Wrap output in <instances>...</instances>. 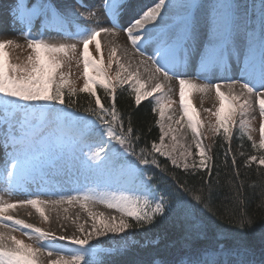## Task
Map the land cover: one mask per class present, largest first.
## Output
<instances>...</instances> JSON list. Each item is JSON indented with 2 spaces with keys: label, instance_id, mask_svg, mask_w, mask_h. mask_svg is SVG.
Instances as JSON below:
<instances>
[{
  "label": "snow or ice",
  "instance_id": "snow-or-ice-1",
  "mask_svg": "<svg viewBox=\"0 0 264 264\" xmlns=\"http://www.w3.org/2000/svg\"><path fill=\"white\" fill-rule=\"evenodd\" d=\"M77 3L89 7L84 0ZM101 7L112 27L99 26V19L93 26L82 25L78 21L96 16L95 10L79 12L54 0H15L11 9L13 20L21 26L18 34L30 51L23 63L13 62L10 48L21 45L14 39H0V142L6 152L0 181L5 192L22 193L26 198L0 197V264H105L106 256L122 255L131 244L139 243L130 237V230L147 229L166 216L185 221L189 251L174 260L156 253L142 264H264V248L257 261L254 249L243 239L229 243L224 232L209 235L213 221L202 222L193 204L207 209L220 199L223 213L243 233L254 224L249 206L255 201L245 196L242 182L228 193L219 181L215 186L202 181L200 188L189 187L158 159L165 158L186 174L211 173L214 157L211 146L202 143L203 121L192 96L214 90L219 103L212 112L216 119L211 131L228 144L223 164L228 166L235 129L241 138L247 137L255 153H239L245 157L244 167L254 162L258 169L264 166V0H156L123 28L141 57L143 47L153 46V54L139 61L140 65L151 62L154 71L149 80L155 81L151 85L142 78L139 66L133 69L122 62L114 42H110L105 66L100 36L118 34L125 0H102ZM49 31L65 42L46 38ZM93 43L100 59L90 52ZM78 45L83 46L78 62L83 64L84 81L79 88L70 73L63 71ZM193 60L204 83L186 79L179 71ZM233 61L242 63L238 79L229 76L210 82L214 70L227 73ZM113 64L114 76L109 74ZM174 77L179 84V119L167 115L172 101L164 81ZM125 88L137 107L146 100L153 102L159 136L150 142V149L147 142L140 146L141 134L133 127L131 115L117 107V89ZM80 94L88 98L83 113L74 109ZM257 105L258 141L251 134ZM185 123L193 144L178 139L179 129L174 125L183 128ZM236 164V155L231 154V165ZM147 166L159 169V179L149 174ZM69 167L85 179L78 187L65 189L56 177ZM239 176L237 168L235 178ZM31 184L34 190H29ZM260 196L256 207L264 210V191ZM65 203L79 204L87 214L83 222L79 213L72 219L75 231L70 235L64 225L58 235L11 214L30 206L44 222H50L46 209L51 206L55 211ZM97 204L112 210L111 214L96 209ZM18 230L34 243L13 235ZM261 239L264 243V235ZM196 240L207 242L196 246L192 243ZM159 243L156 237L146 239L142 246Z\"/></svg>",
  "mask_w": 264,
  "mask_h": 264
},
{
  "label": "trees",
  "instance_id": "trees-1",
  "mask_svg": "<svg viewBox=\"0 0 264 264\" xmlns=\"http://www.w3.org/2000/svg\"><path fill=\"white\" fill-rule=\"evenodd\" d=\"M248 1L249 3L253 2V0ZM238 2L244 3L243 0H238ZM255 2L258 3L259 0H255ZM100 94L102 95L103 93L101 92ZM116 96L117 107L122 113L131 115L133 127L141 134L140 146H145L147 142V146L150 149V142L154 139L158 140L159 136V129L155 125L157 117L151 111L153 102L146 100L137 107L127 88L123 90L117 89ZM76 99L78 103L74 105V109L83 113V108L87 106L88 98L86 94H80ZM238 133L234 132L231 141V154H235L237 159L235 167L231 165V154L229 155L228 166L225 167L223 164L224 152L228 144L222 140L221 136L214 134L210 152L214 157V163L210 174L205 170H201L195 174L191 172L186 174L182 169L174 168L170 161H167L165 158L158 157V159L162 166L167 164L168 170L174 172L181 181H187L189 187L200 188L202 181H211L213 186H215L217 181H219L222 191L228 193L235 191L237 184L241 182L244 184L242 191L245 193V196L253 199L255 202L249 206V210L254 214V224L251 228H245L243 233H241L240 229L234 223L230 222L229 216L223 213L220 199H215L210 205V208L207 209L201 205H196L194 201L193 204L202 222L207 224L209 220L213 221V224L209 228V235L214 232H224L229 238V243L236 239H243L254 249L255 259L259 261L261 259V250L264 248V243H262L261 239L262 235H264V210L257 209L256 203L259 202L261 198L260 194L264 191L261 187L264 184V166L258 169L254 162L251 166L244 167L243 160L245 157H241L239 153L244 152L247 155L255 153L247 137L244 136L241 138ZM221 144L224 147H221ZM237 168L240 172L238 179L235 178ZM146 170L149 174L159 179L160 172L155 166H147ZM129 235L139 243L131 244L129 249L122 255L114 254L106 256L105 264H142V262H146L156 253H159L165 259L174 260L189 251L186 247L188 242L185 240L186 223L183 219L176 216H166L163 219L157 218L156 222L149 228L130 230ZM156 237H160L158 246H142L146 239L152 240ZM206 242V240H196L192 243L199 246Z\"/></svg>",
  "mask_w": 264,
  "mask_h": 264
},
{
  "label": "rangeland",
  "instance_id": "rangeland-1",
  "mask_svg": "<svg viewBox=\"0 0 264 264\" xmlns=\"http://www.w3.org/2000/svg\"><path fill=\"white\" fill-rule=\"evenodd\" d=\"M15 0H0V39H14L16 40L21 47L20 48H10V54L13 62H20L23 63L27 57L28 52L30 49L26 46V40L23 36L19 35L18 32L21 28V26L16 23L13 20V16L11 13V9L13 8ZM55 3L61 5V6H71L72 8L76 9L79 12H90L95 10L97 15L94 17H91L87 20H80L78 23L82 25L87 26H93L97 19H99V26L102 27H112V24L108 21V17L105 15L102 5V0H84V3L87 4L88 8L80 7V5L77 3V0H54ZM156 2V0H125V7L123 9V13L121 16V27L120 30H118V34L115 36L108 35V34H101L100 40H101V47H102V53H103V60L104 64L107 67L109 53H110V42H114L115 45L118 46V52L117 54L121 57L122 62L125 64H130L133 69H136L137 67L132 65L129 60H127V57L124 55L126 52H123L124 46L121 41H119L117 38L121 34L123 38H126L125 32L123 31V28L128 25V23L135 17L138 16L143 10H146L147 7L153 6V4ZM244 3H247L244 1ZM120 33V34H119ZM120 35V36H121ZM46 38H51L52 42L59 43V42H65L63 40V37L57 35L55 31H49L46 33ZM117 39L114 40V39ZM126 42H129L125 39ZM66 42H72V41H66ZM130 45V44H129ZM82 45H78L77 52L75 54V57L71 61H66L63 67V71L66 73H70V78L72 81H74L75 86L77 88L81 87L83 85V64L80 61L79 53L82 50ZM90 47V52L92 55L96 56L97 59H100V54L96 52L95 44L93 43ZM141 51L144 52V56H150L153 54V46L152 45H146L141 49ZM138 53V52H137ZM129 59V58H128ZM149 64L151 65V62L149 61ZM138 66V65H137ZM242 67V63H237L235 61L231 62L229 70L227 73L221 71L220 69L214 70L213 78L211 79V83L219 82L218 78H226L231 77L233 79H238L240 77V69ZM199 65L198 63L193 60L189 62L186 67H182L179 69L180 72H185L184 78L195 80L197 83H204L203 77H198ZM139 71L141 73L142 78L147 82L148 85H151L155 83L154 80H149L150 75L147 73H143V70L139 66ZM116 72V65L113 64L112 68L109 69V74L112 76L115 75ZM172 75V73H170ZM163 80V77L160 78ZM165 88H170V91H167V96L171 97L172 106L167 111V115L174 116L175 119H179L181 116V107L179 103V84L178 80L175 79V77L170 81H164ZM237 91H239V86L237 85ZM193 103L195 107L198 110L199 119L203 121V126L201 127V132L203 134L202 136V143L204 145H210L212 143V137L213 132L211 131V125H214L215 123V116L212 115V112L215 111V108L218 106V100L215 94V91H209L207 93H199L196 92L192 96ZM208 109H211V111H206ZM253 115L256 117L254 120H252V136L258 141L259 140V125H260V116L258 111V105L256 106V111L253 113ZM174 127L179 129V132L177 133L178 139L181 141V143L188 145L193 144L192 141V135L190 130L187 128V124H184L183 128H180L179 125H174ZM234 132H238L234 129ZM240 135V133H238ZM165 143H168L166 140ZM179 147V146H177ZM10 151V149H9ZM193 152H195V148L193 146ZM211 152V151H210ZM6 159V152L4 149V145L2 142H0V167L3 166V163ZM84 174H77L75 169H72L69 167L68 170L61 172L57 177L56 180L59 181V183L65 188L70 189L74 187H78L80 184L84 182ZM3 182L0 181V197H3L5 200L9 201H16L19 199L26 198L22 193H13L9 194L8 192H5L4 190ZM35 184H31L29 187V190H34ZM43 199H54L55 197H48L44 196ZM64 208H67V213L64 212ZM95 208L99 211L105 212L106 214H111L112 210L106 208L102 204L95 205ZM29 213H31L29 215ZM77 213H79L80 216V222H83L85 219H87L86 212L80 207L79 204L74 205H68L65 203L62 206H57V209L55 211L52 210L51 206L46 209V214L50 215L51 219L50 222H44L40 215L35 211V209H32L30 206L26 208H18L17 210L13 211L11 214L14 216H18L19 218L24 219L27 223H33L36 224L39 227H42L46 230H54L57 232V234H61V225H64L67 228L66 234H72L75 231V225L72 224V219H75ZM65 217H69V219H65ZM17 238L23 239L26 243H34V240L29 239L28 236H25L22 230L15 231L13 233ZM66 243V242H61Z\"/></svg>",
  "mask_w": 264,
  "mask_h": 264
},
{
  "label": "bare ground",
  "instance_id": "bare-ground-1",
  "mask_svg": "<svg viewBox=\"0 0 264 264\" xmlns=\"http://www.w3.org/2000/svg\"><path fill=\"white\" fill-rule=\"evenodd\" d=\"M120 35L117 39L123 43V46H124L123 52L124 53L126 52V54H124V55L127 57V60H129L131 62V64L136 66V67H137V65L140 66L141 69L143 70L144 74L148 73L150 76H152L154 69H153L152 65L149 64V62L146 65H140L139 64V61L141 59H146V57L145 56L141 57L140 54L137 53L136 50L132 47L131 43L125 41V39L127 40V37L123 38L122 35L121 36ZM125 36H126V34H125ZM117 39L115 38L114 40L117 41ZM146 68H147V71H145ZM161 77L162 76H160V78Z\"/></svg>",
  "mask_w": 264,
  "mask_h": 264
}]
</instances>
